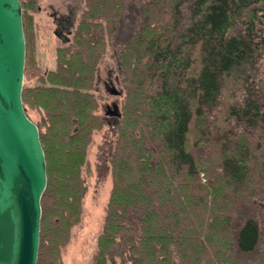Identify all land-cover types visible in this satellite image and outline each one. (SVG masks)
<instances>
[{
  "label": "trees",
  "instance_id": "trees-1",
  "mask_svg": "<svg viewBox=\"0 0 264 264\" xmlns=\"http://www.w3.org/2000/svg\"><path fill=\"white\" fill-rule=\"evenodd\" d=\"M129 1L85 0L70 42L41 72L31 58L37 0H19L21 99L40 114L47 179L36 264H61L79 222L87 146L107 116L97 64L126 16L111 189L92 264H264V0H146L131 15ZM224 91L233 102L213 131Z\"/></svg>",
  "mask_w": 264,
  "mask_h": 264
},
{
  "label": "water",
  "instance_id": "water-1",
  "mask_svg": "<svg viewBox=\"0 0 264 264\" xmlns=\"http://www.w3.org/2000/svg\"><path fill=\"white\" fill-rule=\"evenodd\" d=\"M24 65L20 2L0 0V264H36L47 183L38 128L21 99ZM105 114L117 118V106Z\"/></svg>",
  "mask_w": 264,
  "mask_h": 264
},
{
  "label": "rangeland",
  "instance_id": "rangeland-1",
  "mask_svg": "<svg viewBox=\"0 0 264 264\" xmlns=\"http://www.w3.org/2000/svg\"><path fill=\"white\" fill-rule=\"evenodd\" d=\"M144 1L146 0H130L127 9L129 15ZM84 6L85 0H37L35 10L29 12L34 71L43 72L54 68L56 48L70 42ZM129 25L130 18L126 16L97 64L94 89L99 104L98 113L102 115L108 110H113V104L120 108L122 86L117 51L122 48ZM36 67L39 70H36ZM261 68L264 69V55ZM34 80L35 77H32L27 83L33 84ZM112 91H117L120 95H113ZM231 102L233 99L224 91L213 116V131L223 126L226 108ZM25 113L35 124L41 122L40 114L35 110L26 109ZM104 120L105 124L100 130L92 133L87 146L86 165L80 174L86 186L81 204L82 212L78 224L70 230L66 245L60 250L61 264H92L96 252L97 236L102 229L105 206L111 189L108 157L116 139L117 124V118L111 115L105 116ZM40 128L41 131L44 130L43 127Z\"/></svg>",
  "mask_w": 264,
  "mask_h": 264
},
{
  "label": "flooded vegetation",
  "instance_id": "flooded-vegetation-1",
  "mask_svg": "<svg viewBox=\"0 0 264 264\" xmlns=\"http://www.w3.org/2000/svg\"><path fill=\"white\" fill-rule=\"evenodd\" d=\"M109 111V110H108Z\"/></svg>",
  "mask_w": 264,
  "mask_h": 264
}]
</instances>
